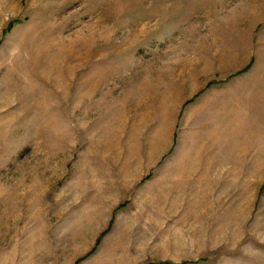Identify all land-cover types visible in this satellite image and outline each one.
<instances>
[{
    "label": "rangeland",
    "instance_id": "1",
    "mask_svg": "<svg viewBox=\"0 0 264 264\" xmlns=\"http://www.w3.org/2000/svg\"><path fill=\"white\" fill-rule=\"evenodd\" d=\"M0 264H264V0H0Z\"/></svg>",
    "mask_w": 264,
    "mask_h": 264
}]
</instances>
